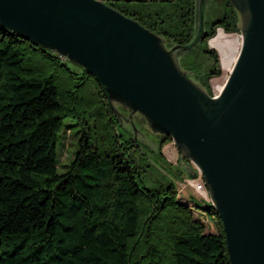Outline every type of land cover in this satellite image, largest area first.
<instances>
[{
  "label": "trees",
  "instance_id": "trees-1",
  "mask_svg": "<svg viewBox=\"0 0 264 264\" xmlns=\"http://www.w3.org/2000/svg\"><path fill=\"white\" fill-rule=\"evenodd\" d=\"M105 1L168 46L191 42L198 29L196 0ZM132 1L141 6L130 8ZM216 1L220 15L180 54L209 92L220 60L208 38L220 26L240 31L231 0ZM203 56L211 71L203 70ZM68 117L76 119L78 146L60 172L58 137ZM120 124L94 74L0 25V264H231L211 200L189 202L171 179L148 186L152 164ZM162 135L160 145L172 140ZM195 211L216 218L218 232L207 231Z\"/></svg>",
  "mask_w": 264,
  "mask_h": 264
},
{
  "label": "water",
  "instance_id": "water-1",
  "mask_svg": "<svg viewBox=\"0 0 264 264\" xmlns=\"http://www.w3.org/2000/svg\"><path fill=\"white\" fill-rule=\"evenodd\" d=\"M208 2L196 0L192 41L172 46L105 0H0V25L94 74L122 123L118 105L170 135L205 180L231 264H264V0H231L242 42L217 94L180 63L206 32Z\"/></svg>",
  "mask_w": 264,
  "mask_h": 264
},
{
  "label": "rangeland",
  "instance_id": "rangeland-1",
  "mask_svg": "<svg viewBox=\"0 0 264 264\" xmlns=\"http://www.w3.org/2000/svg\"><path fill=\"white\" fill-rule=\"evenodd\" d=\"M127 6L130 8L140 7L141 2L132 1L128 2ZM221 12V8L216 0H209L207 10L205 13V30L210 29V23L216 19ZM207 21V22H206ZM223 31L228 35H239L241 31H231L228 32L224 27H217L216 34L209 37L207 40V44L209 47H212L217 50L218 57L220 60V72L215 73L211 72L209 77V89L212 91L211 93L219 92L216 87L220 82L222 84L227 79L229 75L230 68L229 64L232 61L233 56L238 53V43H233L234 46H228L229 48V59L227 62H223V54L221 50L214 45L210 39L219 34L220 31ZM239 33V34H238ZM242 35V34H241ZM230 43V42H228ZM205 61V65L203 70L211 71L212 61L210 58L203 56ZM228 63V64H227ZM77 65V64H76ZM228 66V67H227ZM75 68V66H73ZM205 72L204 74H207ZM203 74V72H202ZM194 79L199 80V76L196 74L191 75ZM118 110L124 114L125 117L129 118L125 120L124 123L120 120L121 127L128 133L132 134L135 138L138 139L141 144V150L143 149L146 154L147 159L152 164L149 168V172L147 173L146 184L150 187H153L155 183L158 182L155 180L156 178H162L166 181L173 180L176 184V187L179 191V194L186 198L189 202L201 205L205 202L210 201L211 199L204 198L199 193H197L187 182V178L190 176L186 166L184 167L182 163L178 162L177 156L180 153L178 146L174 143L173 139L165 141L162 145L161 139L165 136L162 133L155 132L152 128H150L142 118V115L139 113L134 114L130 117L129 110L123 105H118ZM116 114V113H115ZM117 115V114H116ZM118 116V115H117ZM119 118V117H118ZM120 119V118H119ZM74 117H68L65 120V123L61 130L59 131L58 137V152L60 153V163H59V171L63 172L69 169L70 163L75 156V152L77 150V129L78 125L73 124ZM67 128H71L72 133L66 132ZM176 155V156H175ZM195 214L200 215L204 218L206 224V230L209 232L216 233L218 232V225L216 218H207L205 213L195 211Z\"/></svg>",
  "mask_w": 264,
  "mask_h": 264
},
{
  "label": "bare ground",
  "instance_id": "bare-ground-1",
  "mask_svg": "<svg viewBox=\"0 0 264 264\" xmlns=\"http://www.w3.org/2000/svg\"><path fill=\"white\" fill-rule=\"evenodd\" d=\"M210 40L214 45H216L221 50V52L223 54V62H227V60L229 59V48H228V46L233 47L234 46L233 43L237 42L238 43V49L240 50V46H241V42H242V35L239 34L236 36H233V35L230 36V35L226 34L222 29V31H220L219 34H217L215 37H213ZM228 42H230V43H228ZM237 52H239V51H237ZM237 55H238V53H236L233 56L232 61L229 64L230 69L232 68V66L234 64ZM217 85L218 86H214V87H216L217 90L220 91L221 88L223 87L224 83L222 84V82H220Z\"/></svg>",
  "mask_w": 264,
  "mask_h": 264
},
{
  "label": "built area",
  "instance_id": "built-area-1",
  "mask_svg": "<svg viewBox=\"0 0 264 264\" xmlns=\"http://www.w3.org/2000/svg\"><path fill=\"white\" fill-rule=\"evenodd\" d=\"M218 93V92H217ZM214 93V94H217ZM188 184L201 196L210 199L209 190L206 186L205 180L201 174L196 177L189 176L187 179Z\"/></svg>",
  "mask_w": 264,
  "mask_h": 264
},
{
  "label": "crops",
  "instance_id": "crops-1",
  "mask_svg": "<svg viewBox=\"0 0 264 264\" xmlns=\"http://www.w3.org/2000/svg\"><path fill=\"white\" fill-rule=\"evenodd\" d=\"M175 156H176V155H175ZM177 159H178V162L182 163L184 167L186 166L187 168H189V169H187V170H191V171H193V166H192L191 164H190V165L187 164L186 161H184V160L181 158L180 153L178 154Z\"/></svg>",
  "mask_w": 264,
  "mask_h": 264
},
{
  "label": "flooded vegetation",
  "instance_id": "flooded-vegetation-1",
  "mask_svg": "<svg viewBox=\"0 0 264 264\" xmlns=\"http://www.w3.org/2000/svg\"><path fill=\"white\" fill-rule=\"evenodd\" d=\"M183 160L186 161V163L190 165V162L188 161V159H183Z\"/></svg>",
  "mask_w": 264,
  "mask_h": 264
}]
</instances>
